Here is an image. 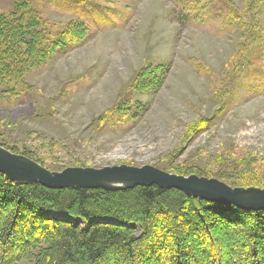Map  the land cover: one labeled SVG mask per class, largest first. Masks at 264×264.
<instances>
[{
  "label": "rangeland",
  "instance_id": "374dc122",
  "mask_svg": "<svg viewBox=\"0 0 264 264\" xmlns=\"http://www.w3.org/2000/svg\"><path fill=\"white\" fill-rule=\"evenodd\" d=\"M96 1L99 15L88 19L62 5L37 8L56 25L51 35L77 20L89 38L32 69L27 93L21 85L0 86L2 144L53 168L171 161L214 171L230 154L264 160V54L258 58L263 50L255 40L258 30L264 38V13L229 0L242 22L260 27L228 28L218 20L179 26L172 0ZM11 7L12 0H0V14ZM147 64L168 66L166 81L156 93L134 94L129 83ZM135 103L143 106L135 122L114 114L116 105ZM216 112L206 130L186 132Z\"/></svg>",
  "mask_w": 264,
  "mask_h": 264
},
{
  "label": "trees",
  "instance_id": "16d2710c",
  "mask_svg": "<svg viewBox=\"0 0 264 264\" xmlns=\"http://www.w3.org/2000/svg\"><path fill=\"white\" fill-rule=\"evenodd\" d=\"M179 26L218 20L226 27H260L244 23L229 0H172ZM62 5L87 19L96 0H12L0 14V86H22L30 71L57 55H64L89 38L86 23L73 20L53 32L55 24L37 10ZM255 16L264 13V0H244ZM254 16V17H255ZM260 41L262 34L258 30ZM244 35V34H243ZM258 44L264 54V45ZM238 69L245 73L238 63ZM166 65L147 64L129 83L134 94L159 91L167 78ZM14 93V92H11ZM134 106V105H133ZM121 118L135 122V107L118 104ZM115 112V111H114ZM211 119L188 125L193 134L207 129ZM50 171L53 168L26 152L0 142ZM219 167L204 171L191 165L156 167L168 173L215 178L230 187L264 189V160L249 155L219 157ZM77 167H85L75 165ZM56 213L61 216L53 217ZM264 264V211H247L233 204L213 203L155 185L127 190L49 189L34 182H14L0 173V264Z\"/></svg>",
  "mask_w": 264,
  "mask_h": 264
},
{
  "label": "water",
  "instance_id": "95a60500",
  "mask_svg": "<svg viewBox=\"0 0 264 264\" xmlns=\"http://www.w3.org/2000/svg\"><path fill=\"white\" fill-rule=\"evenodd\" d=\"M0 173L14 182H34L49 189L127 190L155 185L175 189L186 196L213 203L233 204L242 210L264 211V189L230 187L215 178L182 176L144 165H113L102 168L66 167L50 171L39 163L0 146Z\"/></svg>",
  "mask_w": 264,
  "mask_h": 264
}]
</instances>
